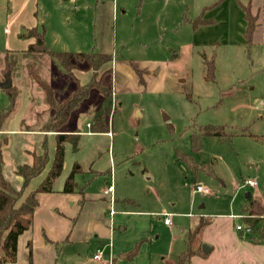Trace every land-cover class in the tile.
Segmentation results:
<instances>
[{"label":"rangeland","instance_id":"rangeland-1","mask_svg":"<svg viewBox=\"0 0 264 264\" xmlns=\"http://www.w3.org/2000/svg\"><path fill=\"white\" fill-rule=\"evenodd\" d=\"M144 2L138 7V0H0V77L6 49L24 48L31 40L25 31L27 25L43 28L45 43L51 49L112 54L113 60L98 72L111 69L103 77L113 92L110 134L86 133L102 98L92 89L62 127L80 135L62 142L63 167L54 187L64 185L71 176L76 190L83 188L96 197L103 195L105 180L112 175L115 199L133 201L125 205L118 201L113 208L134 212L130 222L138 229L126 231L125 236L144 231L141 244L153 252L152 264H176L186 250L190 231L202 218L210 223L197 245L202 250L206 243L212 250L204 257L192 256L184 264H264V244H257L261 241L259 231L255 229L251 235L235 228L243 222L241 213L248 204L245 192L250 191V198L264 204L260 201L264 143L246 135L264 134V103L260 99L264 97V49L256 44L247 54L243 47H218L213 57L214 81H207L205 59L210 54L193 53L187 38L180 34L181 27L175 33L169 26L160 27L158 21H148L147 16L155 15L156 11H151L159 5L157 1L149 2L151 10L139 20L137 13ZM258 2L264 14V0ZM120 4H124L125 13ZM30 60L25 55L15 56L16 68L10 76L14 98L0 88V115L8 111L0 123L2 171L15 187L21 183L16 165L29 162L27 149L37 154L46 152L50 158L59 135L68 134L15 131L34 121L23 119L30 97L34 102L31 114L46 109L42 92L27 75L25 65ZM35 63L40 75L57 89L58 101L75 86L56 60L43 57ZM84 67L80 64L70 72L78 76L80 84L92 76ZM235 76L243 79L244 88L253 86L249 95H244V90L235 97L222 94ZM11 99L12 108L7 110ZM41 115L47 119L46 114ZM208 124L225 126L227 137L202 135L200 147L193 150L192 137ZM244 179L256 180L258 185H241ZM35 180L17 204L36 185ZM198 185L208 192L196 191ZM162 211L171 214L172 225L162 222ZM259 219L261 226L264 214ZM25 239V233L19 236L16 259L11 262L5 258L3 264H24Z\"/></svg>","mask_w":264,"mask_h":264},{"label":"crops","instance_id":"crops-1","mask_svg":"<svg viewBox=\"0 0 264 264\" xmlns=\"http://www.w3.org/2000/svg\"><path fill=\"white\" fill-rule=\"evenodd\" d=\"M154 1L159 2V5L151 11H156L153 17L147 16L148 21L152 23L158 21L160 27L165 28L169 26L171 31L175 30V33L177 29L181 27L182 31L180 34L187 38L186 42L190 45V49H192L193 53L199 54L201 52L203 56L207 53L210 54V58H213L216 57L215 52L218 47H230V49L239 47V50L243 47L247 51V54L250 53V50L256 44L261 49H264V14L263 10H260L258 0H145L137 13L139 20H143L142 15H145L143 13H147L151 10L149 2L155 3ZM247 3H250L252 12L258 11L260 15L249 46L246 45L244 37L245 20L242 10V5ZM24 4L25 2L21 8ZM122 6H124V4H120V9H123ZM181 6H183V8H181ZM114 9H116V5H114ZM126 11L124 7L122 13ZM15 17L16 14L13 16L12 20H14ZM199 17H201L205 23L194 28L193 21ZM114 18L117 17L114 15ZM32 26L35 25H27L25 31ZM32 41L33 38L28 41V44ZM26 47L20 49L8 48L6 50L20 51L24 50ZM75 78L79 81L78 76ZM235 78V81H232L230 85L223 88L227 89L222 92V94L226 95V97H235L237 93L239 94L244 90L242 93H244V95H249L248 92L249 90H253V86L248 84V88H244L242 86L243 79L236 76ZM260 99L261 103H264V97ZM256 100L257 98L255 97L254 101ZM33 104L34 102L30 97L23 119H32L34 115V113L31 114ZM251 107H255V105H251ZM87 124H89V122ZM87 126L89 127V125ZM15 131L22 133L41 132L45 135H57L58 133L40 130H23L20 126ZM64 132L74 133L75 131L66 130ZM76 133L79 132L76 131ZM86 133L103 134L92 133L90 131ZM105 133L109 135L110 131ZM32 152H34V150L27 149L29 162L26 161V163H31ZM53 156H50V162L47 163L42 173L35 177L36 185L28 192L34 190L46 177ZM111 177L105 180L106 185L110 181L113 182ZM54 182L55 180H53L50 191L36 194L38 204L33 212L32 224L29 230L24 232L26 235L25 240L27 241L29 239L31 241V264H107L106 260L108 258H111V264H152L153 252L150 251L148 246L144 243L141 244L144 231L131 232L129 236H125V234H127L126 231L138 229L131 225L130 222L134 214V212H131L133 210H125L124 207H122V210L117 212L116 209V211L113 209L115 203L117 204L118 201H120L121 205H125L127 201L130 202L131 200L129 198L115 199L113 194L114 203L110 205L108 199H106L107 196L104 195L105 188L102 192L103 195H96L95 197L91 193L84 192L83 188L76 190L77 184H72L71 191L66 192L63 190L64 185L54 187ZM251 196L250 192V196L245 198L248 200ZM260 201L264 202V190L263 199H260ZM202 207L203 205L201 204L200 208ZM110 209L112 212H110ZM106 210H108V213ZM241 224H243V222ZM116 225L118 226V230L115 229ZM246 233L251 234L250 232ZM263 240L261 239L257 244H261L262 242L264 244ZM135 247V253L131 254L130 252ZM98 249L102 251L105 261H97L92 258ZM26 253L27 247L25 243L23 253L25 259L24 264H27Z\"/></svg>","mask_w":264,"mask_h":264},{"label":"trees","instance_id":"trees-1","mask_svg":"<svg viewBox=\"0 0 264 264\" xmlns=\"http://www.w3.org/2000/svg\"><path fill=\"white\" fill-rule=\"evenodd\" d=\"M141 2L142 0H138V7L140 6ZM242 10L245 20L244 37L246 40V45L249 46L251 44L252 36L257 27L260 15L258 11H251L250 3L243 4ZM202 23H205V21L199 17L193 21V27L196 28L199 25H202ZM26 33L30 38H33V41L29 43L24 50L5 51L2 60L3 77H0V81H2L6 72L9 73V77L11 76L13 69L16 68L15 56L17 54L25 55L32 59L26 63L25 68L29 79L42 92L46 109L44 110V113H34L32 117V121L34 119L33 123L24 125L22 129H38L40 131L46 132L66 131L62 129V127L69 120L72 111L78 107L81 101L88 97L92 89H96L100 92L102 98L100 104L94 111L89 121V131L92 133L109 132L108 119L112 108L113 92L112 89L108 87L105 82H103V77L107 73H110L111 69H107L101 74H98V72L104 64L113 60V55L110 53L95 51L69 52L53 50L45 43V30L43 28L39 30L36 26H32L26 30ZM43 57L49 58L50 60H56L64 70V74L67 76L70 75L75 81V86L69 91V94L59 101L56 97L57 89L40 75L38 68L36 67L37 64L35 62H38ZM80 64H84L85 70L92 71L90 80L85 84H80L78 79L73 77L70 73L72 69L79 68ZM205 65L206 72L204 78L207 81H214L216 67L213 58L205 59ZM4 90L8 91L10 96L14 98L15 87L12 86V83L9 88ZM7 112L8 111H4L0 115V123L4 114ZM41 114H46L47 119L43 120L41 118ZM21 123H25V121H22ZM197 134L198 135L192 137L193 150H196L200 147V136L202 135L227 137L225 126L223 125H204L198 129ZM79 135L80 134L76 132L68 133L63 135L62 138L57 141L54 156L46 177L34 190L28 192L20 204H17V202L22 197L24 190L28 187L30 181L33 178L42 173L49 161V158L46 152L42 154L32 152L31 163L19 164L15 168L16 174L21 178L19 187H15L3 175V157L1 145L4 140L0 139V264H3L5 258H8V260L11 262L16 259L17 242L19 236L26 230H29L32 224L33 212L38 204L36 194L39 192L50 191L53 180L61 173L64 160V146L62 145V142L69 137H79ZM246 135L264 142V134L257 135L253 133H247ZM76 145L77 142L75 141L73 143V147L76 148ZM180 158L186 157L184 154H180ZM193 167L195 169H204V166L202 165H193ZM72 184L73 180L71 176H69L64 183L63 190L66 192L71 191ZM263 214L264 204H260L258 199L249 198L248 204L242 213L243 224L249 228L250 233L254 234L255 232L259 231V236L262 240L264 239V219L261 220V226H259L257 223L260 221L259 216ZM209 223L210 221L207 218H202L190 231L186 250L179 255L177 264H184L187 259L195 255L201 257L206 256V254H204L197 245V241ZM255 229L257 231H255ZM239 231L242 232L243 230ZM26 247L27 264H31V241L29 239L26 241ZM135 251L136 247L130 253L133 254Z\"/></svg>","mask_w":264,"mask_h":264},{"label":"built area","instance_id":"built-area-1","mask_svg":"<svg viewBox=\"0 0 264 264\" xmlns=\"http://www.w3.org/2000/svg\"><path fill=\"white\" fill-rule=\"evenodd\" d=\"M89 125V124H87ZM241 185H246V186H251V187H255L257 185V181L256 180H252V179H244L242 180V184ZM113 182L110 181L109 183H107L105 189H104V195H106L108 197V201L110 203V205H112L114 203V198H113ZM196 191H201L204 193H207L208 190L201 187V186H196ZM110 212H112V210L110 209ZM160 216L162 217L163 223L166 225H172V221H171V214H169L168 212L162 211L160 213ZM237 230H243L245 232H249V228L246 227L244 224H237L235 227ZM92 258L94 260L100 261V260H104L105 258L102 255V251L100 249H98L96 251V253L92 256ZM107 264H111V258H108L106 260Z\"/></svg>","mask_w":264,"mask_h":264},{"label":"water","instance_id":"water-1","mask_svg":"<svg viewBox=\"0 0 264 264\" xmlns=\"http://www.w3.org/2000/svg\"><path fill=\"white\" fill-rule=\"evenodd\" d=\"M10 85H11V80H10V77H9V73L6 72V73L4 74V79H3L2 81H0V88H1V89H7V88L10 87ZM12 105H13V100L11 99V100H10V104H9L7 110H10V109L12 108ZM165 119H167V117H165ZM62 136H63V135L60 134V135H59V138L61 139ZM249 196H250V192H246V193H245V197L248 198ZM210 251H211V246L208 245V244H206V243H204V244L202 245V252H203L204 254H207V253H209Z\"/></svg>","mask_w":264,"mask_h":264}]
</instances>
